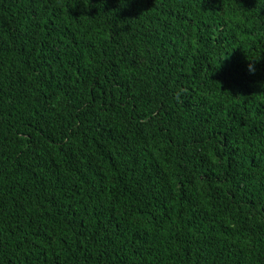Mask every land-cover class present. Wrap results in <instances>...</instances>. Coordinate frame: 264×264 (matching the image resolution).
Wrapping results in <instances>:
<instances>
[{"label": "trees", "instance_id": "16d2710c", "mask_svg": "<svg viewBox=\"0 0 264 264\" xmlns=\"http://www.w3.org/2000/svg\"><path fill=\"white\" fill-rule=\"evenodd\" d=\"M0 264H264V0H0Z\"/></svg>", "mask_w": 264, "mask_h": 264}, {"label": "clouds", "instance_id": "9594fccd", "mask_svg": "<svg viewBox=\"0 0 264 264\" xmlns=\"http://www.w3.org/2000/svg\"><path fill=\"white\" fill-rule=\"evenodd\" d=\"M251 70V69H250Z\"/></svg>", "mask_w": 264, "mask_h": 264}]
</instances>
